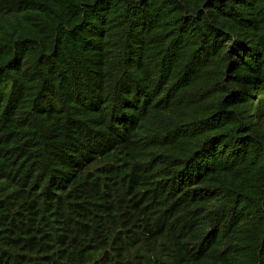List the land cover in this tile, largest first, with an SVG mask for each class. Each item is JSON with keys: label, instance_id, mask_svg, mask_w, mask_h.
<instances>
[{"label": "trees", "instance_id": "1", "mask_svg": "<svg viewBox=\"0 0 264 264\" xmlns=\"http://www.w3.org/2000/svg\"><path fill=\"white\" fill-rule=\"evenodd\" d=\"M0 264H264V0H0Z\"/></svg>", "mask_w": 264, "mask_h": 264}]
</instances>
